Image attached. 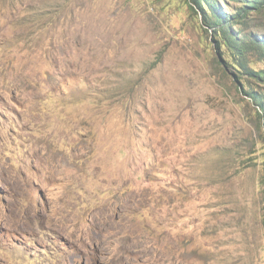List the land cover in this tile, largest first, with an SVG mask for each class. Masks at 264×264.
I'll return each instance as SVG.
<instances>
[{"label":"rangeland","instance_id":"1","mask_svg":"<svg viewBox=\"0 0 264 264\" xmlns=\"http://www.w3.org/2000/svg\"><path fill=\"white\" fill-rule=\"evenodd\" d=\"M237 75L187 0H0V264H264Z\"/></svg>","mask_w":264,"mask_h":264},{"label":"trees","instance_id":"2","mask_svg":"<svg viewBox=\"0 0 264 264\" xmlns=\"http://www.w3.org/2000/svg\"><path fill=\"white\" fill-rule=\"evenodd\" d=\"M229 2L234 6L224 10L223 6H229ZM187 3L198 14L200 26L211 32L225 64L240 73L237 79L242 82V74L246 73L264 83V28L251 24L249 18L252 13L264 12V0H187ZM250 80H244L243 87L248 100L257 105L255 111L264 127V89L259 90Z\"/></svg>","mask_w":264,"mask_h":264}]
</instances>
